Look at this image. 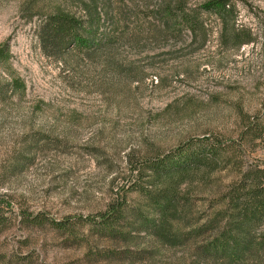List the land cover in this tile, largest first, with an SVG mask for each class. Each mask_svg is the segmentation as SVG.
<instances>
[{"label":"rangeland","instance_id":"obj_1","mask_svg":"<svg viewBox=\"0 0 264 264\" xmlns=\"http://www.w3.org/2000/svg\"><path fill=\"white\" fill-rule=\"evenodd\" d=\"M20 1L0 0V44L10 53L0 64V82L16 77L25 84L22 94L8 87L0 95V213L6 217L0 264H189L187 253L155 245L144 233L137 242L150 250L148 259L84 256L81 233L68 236L50 221L95 219L124 182L130 151L132 159L189 136L234 135L238 111L258 116L264 131V0L235 1L234 25L250 30L248 44L222 45L219 18L201 12L202 47L199 36L192 42L181 27L137 46L123 34L107 49L123 65L117 68L104 64L101 53L89 60L74 54L69 63L43 55L37 19H26ZM143 1L129 5L135 17L119 27L125 33L143 23ZM242 157L245 167H264V135L243 143ZM194 202L205 209L199 198ZM22 211L40 213L46 222L21 223ZM90 238L103 253L123 248L116 240Z\"/></svg>","mask_w":264,"mask_h":264},{"label":"trees","instance_id":"obj_2","mask_svg":"<svg viewBox=\"0 0 264 264\" xmlns=\"http://www.w3.org/2000/svg\"><path fill=\"white\" fill-rule=\"evenodd\" d=\"M235 1L144 0L143 23L126 33L119 27L131 14L135 17V9L128 11L130 4L138 5L136 0H115L114 6L112 0H21L20 7L26 19H37L35 35L43 55L69 63L74 54L79 60H89L101 53L104 64L117 68L123 65L107 49L123 34L130 45L137 46L140 40L158 43L181 27L192 42L199 36L202 47L206 30L201 12L219 18L222 45L237 48L250 43V30L234 25ZM9 56L7 43H1L0 64L7 63ZM8 87L22 94L25 84L10 77L0 82V95ZM262 135L258 116L238 111L234 135L207 132L189 136L166 150L150 148L132 159L130 151L124 182L104 209L95 211V219L53 220L51 225L68 236L81 233L84 256L102 254L130 262L148 259L150 250L138 248L137 242V236L144 233L155 245L187 253L189 264H264V167H245L242 157V144ZM130 194H134L131 200ZM194 198L202 200L205 209L199 211ZM20 216L26 225L46 222L40 213L22 211ZM5 227L6 217L0 213V233ZM90 235L119 241L123 248L103 253L106 250L93 249ZM10 263L3 260V264Z\"/></svg>","mask_w":264,"mask_h":264}]
</instances>
